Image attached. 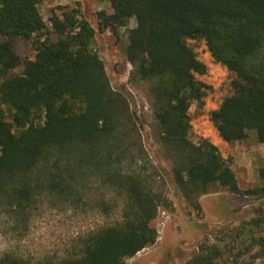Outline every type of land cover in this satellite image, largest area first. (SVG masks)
<instances>
[{
  "label": "trees",
  "instance_id": "1",
  "mask_svg": "<svg viewBox=\"0 0 264 264\" xmlns=\"http://www.w3.org/2000/svg\"><path fill=\"white\" fill-rule=\"evenodd\" d=\"M43 1L0 0V216L20 238L49 209L118 218L77 235L61 256L33 260L7 251L0 264H125L156 242L152 222L170 202L156 189L158 171L148 172L135 114L111 87L93 47L96 30L78 9L46 23L38 8ZM108 3L109 11L96 14L97 30L116 35L135 21L124 59L130 80L147 85L158 140L174 161L171 181L184 199L214 186L239 196L264 193L239 189L232 159L207 138L190 140L188 115L207 90L199 79L206 66L188 45L201 40L214 62L234 74L230 94L210 112L219 138L242 142L252 130L264 146V0ZM12 38L30 41L34 52L16 76H8L19 63ZM189 204L200 210L198 202ZM263 223L253 217L232 230L238 246L228 248L226 259L228 251L202 243L186 264H264L256 263L264 249L242 258L264 245L263 236H254Z\"/></svg>",
  "mask_w": 264,
  "mask_h": 264
},
{
  "label": "rangeland",
  "instance_id": "2",
  "mask_svg": "<svg viewBox=\"0 0 264 264\" xmlns=\"http://www.w3.org/2000/svg\"><path fill=\"white\" fill-rule=\"evenodd\" d=\"M39 12L43 20L48 23L52 15H59L63 10L78 9L80 15L86 18L96 30L93 47L104 61L105 71L111 87L121 93L128 101L131 111L135 114L137 127L141 136L143 147L152 166H148L150 174H156V185L170 202L169 207H159L152 224L157 231L156 242L138 252L128 259L125 264H186L197 252L200 244H217L224 251L223 258L229 254L228 248L238 246L232 242L230 236L232 230L239 228L248 216L237 208L221 218L220 210L224 206L219 201L212 203L214 211L205 217L201 209H194L191 204L199 202L201 197H207L216 193H228L214 186L209 193L194 196L187 201L173 185L171 181L174 161L167 152L166 147L158 140V131L153 119L151 101L148 88L145 83H135L130 80L131 67L126 63L123 49L126 45L127 30L135 26L133 19L129 20L126 28H121L113 35L110 31L99 32L97 30L96 14L100 11L107 12L110 9L108 0H45L39 5ZM13 50L19 58L18 65L9 72L8 76L20 75L23 63L32 59L34 52L30 41L23 38L9 40ZM188 45L195 52L197 58L206 66V74L199 79L207 86L206 94L201 102H194L189 110L191 129L189 138L197 142L200 137L207 138L216 145L224 159L230 157L229 147L239 146L246 149L248 143L257 142L254 131H248V137L242 142L227 144L219 138L210 121V112L216 109L222 99L231 92V81L234 74L220 64L214 62L208 53L204 41L189 40ZM238 150V152H239ZM242 153H245L243 151ZM232 159V158H231ZM232 164V163H231ZM261 164L259 163V166ZM154 167V168H152ZM258 171L261 184L252 188L264 189V166ZM154 175V174H153ZM251 205L254 207L253 217L264 218V193L258 192L250 195ZM209 199V198H206ZM209 200L205 201L208 204ZM213 202V201H212ZM211 203V201L209 202ZM223 207V209H222ZM255 207H261L262 211ZM118 214L105 215L102 213H82L70 210L52 209L35 216L30 222L28 231L22 238L11 230L6 218L0 216V245H6L7 250L0 252H15L17 255L39 260L53 255H62L70 241L77 235L83 234L93 228L109 225ZM255 237H264V223ZM245 241L243 245H247ZM264 245H253L248 253L242 255L243 259L260 253ZM264 261V257L256 260V263Z\"/></svg>",
  "mask_w": 264,
  "mask_h": 264
},
{
  "label": "crops",
  "instance_id": "3",
  "mask_svg": "<svg viewBox=\"0 0 264 264\" xmlns=\"http://www.w3.org/2000/svg\"><path fill=\"white\" fill-rule=\"evenodd\" d=\"M235 145L229 147V152L232 158L231 168L235 174L239 189L245 190L256 185L259 186L261 182L258 171L261 165L264 166V146L258 142H251L247 144L246 149L239 150V146L236 147ZM243 151H245V153H242ZM259 163L261 164L260 166ZM206 200H209L208 204H205ZM210 201L211 203H209ZM214 201L215 204L219 201L224 206V211L220 210L222 219L237 208H241V213H243L244 216L247 215L249 219L253 218L252 213L254 207L251 205L250 195L239 196L231 193H216L207 197L203 196L199 199V202L201 209L205 213V217L212 215L211 213L214 211L212 203L214 204ZM255 208L262 211L261 207Z\"/></svg>",
  "mask_w": 264,
  "mask_h": 264
},
{
  "label": "clouds",
  "instance_id": "4",
  "mask_svg": "<svg viewBox=\"0 0 264 264\" xmlns=\"http://www.w3.org/2000/svg\"><path fill=\"white\" fill-rule=\"evenodd\" d=\"M7 246L6 245H0V252L6 251Z\"/></svg>",
  "mask_w": 264,
  "mask_h": 264
}]
</instances>
